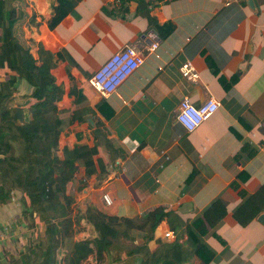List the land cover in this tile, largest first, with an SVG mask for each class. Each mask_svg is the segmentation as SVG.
<instances>
[{"label":"crops","instance_id":"1","mask_svg":"<svg viewBox=\"0 0 264 264\" xmlns=\"http://www.w3.org/2000/svg\"><path fill=\"white\" fill-rule=\"evenodd\" d=\"M53 2L26 0L32 22L17 34L31 52L39 44L69 57L52 70L63 88L56 153L96 143L92 159L104 168L85 176L78 165L73 175V239L94 236L88 208L141 226L147 211L161 206L184 222L177 232L184 247L186 239L198 245L183 264H264V0H252V8L245 0H80L49 29ZM165 23L172 29L160 38L154 26ZM128 45L139 49L142 63L102 96L90 77ZM186 61L195 81L179 73ZM208 98L216 111L186 132L175 119L179 102ZM104 139L120 151L113 161ZM20 212L15 191L0 204V264L31 244L33 229ZM166 230L160 221L155 237L166 240ZM131 235L134 245L142 243L143 232Z\"/></svg>","mask_w":264,"mask_h":264},{"label":"trees","instance_id":"2","mask_svg":"<svg viewBox=\"0 0 264 264\" xmlns=\"http://www.w3.org/2000/svg\"><path fill=\"white\" fill-rule=\"evenodd\" d=\"M79 1L54 0L47 27L53 29ZM25 7L26 0H0V204L19 192L20 213L33 229V236L24 253L8 257L4 264H107V259L112 264H183L198 245L186 239L188 247H184V242L177 240L184 222L161 206L148 210L141 226L88 208L84 217L94 236L73 239L77 222L72 215L73 175L78 165L83 166L85 176L97 168L104 173V168L92 159L97 152L96 143L92 147L64 146L61 155L56 153L62 124L56 104L63 88L55 83L52 70L69 57L63 50L50 52L39 44L31 52L30 45L19 39L21 26L32 22ZM137 9L141 15L147 13L145 5L139 3ZM154 28L164 38L172 26L165 23ZM18 83L29 87L28 93H18ZM104 142L113 161L120 151L108 139ZM73 189L76 191L78 186ZM162 220L176 234L175 240L155 237ZM36 223L41 224V230L35 228ZM132 230L144 233L139 245L133 243Z\"/></svg>","mask_w":264,"mask_h":264},{"label":"built area","instance_id":"3","mask_svg":"<svg viewBox=\"0 0 264 264\" xmlns=\"http://www.w3.org/2000/svg\"><path fill=\"white\" fill-rule=\"evenodd\" d=\"M139 52L135 46L128 45L110 55L93 72L89 79L91 86L102 96L113 92L125 77L142 63L143 57ZM178 70L180 75L187 80L195 81L197 79L198 75L189 61L182 63ZM217 107V101L212 98H208L198 105H193L187 99H182L178 104L175 119L186 132H191L212 115ZM102 199L105 204H110L107 194H103ZM162 238L173 241L176 239V234L172 230H166L163 232ZM177 240L181 242L182 239L179 237Z\"/></svg>","mask_w":264,"mask_h":264},{"label":"water","instance_id":"4","mask_svg":"<svg viewBox=\"0 0 264 264\" xmlns=\"http://www.w3.org/2000/svg\"><path fill=\"white\" fill-rule=\"evenodd\" d=\"M246 4L252 8V0H245ZM261 219H264V215L261 216Z\"/></svg>","mask_w":264,"mask_h":264},{"label":"rangeland","instance_id":"5","mask_svg":"<svg viewBox=\"0 0 264 264\" xmlns=\"http://www.w3.org/2000/svg\"><path fill=\"white\" fill-rule=\"evenodd\" d=\"M88 260H90V258H89ZM107 260L110 261L109 259H107ZM108 261L106 262L107 264H112V263H110V262L108 263Z\"/></svg>","mask_w":264,"mask_h":264}]
</instances>
